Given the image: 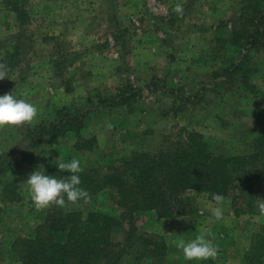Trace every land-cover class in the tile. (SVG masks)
<instances>
[{
	"label": "rangeland",
	"instance_id": "1",
	"mask_svg": "<svg viewBox=\"0 0 264 264\" xmlns=\"http://www.w3.org/2000/svg\"><path fill=\"white\" fill-rule=\"evenodd\" d=\"M239 1H30L34 15L21 36L28 50L9 78L0 80V95L11 91L34 104L38 115L30 125L0 128V178L8 174L21 193L18 201L0 197V264H16L8 252L12 241L32 233L48 208L109 209L123 218L113 189L99 191L90 201L36 210L25 180L32 171L42 170L39 166L46 175L55 176L57 162L76 158L82 169L109 170L134 150L156 152L175 144L188 129L202 133L221 153L249 149L252 136L264 129L260 115L264 50L258 52L259 69L250 77L258 87L255 92L243 88L237 94L225 92L223 86L214 87L212 74L217 65L212 58L214 26L218 19L233 17ZM176 4L183 6V15L175 14L179 19L167 26ZM4 6L0 0V53L15 40L17 29L15 17ZM124 84L133 86L129 104L97 107V93H109ZM63 105L89 109L82 133L95 136L92 146L72 148L74 133L44 136L26 146L27 128ZM107 123L112 125L110 130ZM186 194L182 213L161 216L151 209L131 217L138 233L163 240L164 254L152 255L139 242L120 264H264V215L258 209L244 210L240 197L221 195L223 201L217 204L202 190ZM213 207L222 209V219L212 216ZM201 233L208 234L206 238L218 248L217 258L185 260L174 242H187ZM252 253H260L259 259L248 263Z\"/></svg>",
	"mask_w": 264,
	"mask_h": 264
},
{
	"label": "trees",
	"instance_id": "2",
	"mask_svg": "<svg viewBox=\"0 0 264 264\" xmlns=\"http://www.w3.org/2000/svg\"><path fill=\"white\" fill-rule=\"evenodd\" d=\"M30 1L4 0L5 9L12 12L17 24L15 40L0 53V63L7 64L8 75L28 50L21 36L23 27L34 15ZM187 2L191 4V0ZM172 14L167 26L179 19L177 13ZM233 14L229 20L218 19L213 29L212 58L217 61L212 69L214 87L223 86L225 92L232 94L240 88L255 92L258 87L250 77L259 69L258 52L264 50V0H240ZM117 36L114 34V38ZM115 89L97 93V107L129 104L128 99L134 96L133 86L124 84ZM88 112L89 109L79 106L57 108L52 116L27 128L26 146L39 143L44 136L74 133L72 148H90L95 136L82 133ZM260 115L264 118V105ZM53 170L57 178L70 175L58 168ZM79 176L80 187L90 196L113 189L123 218L109 209L48 208L32 233L12 241L8 252L16 264H120L125 253L139 242L152 255L164 254L163 240L138 233L131 217L151 209L161 216L182 213L189 190H202L211 197L213 193L240 197L246 206L244 210L258 209V198L264 199V129L252 136L249 149L227 154L213 149L202 133L188 129L175 144L156 152L134 150L109 170L92 166L83 169ZM0 183L1 200L21 199L17 182L8 174L0 178ZM123 219L128 221L127 227ZM119 232L122 240L116 242ZM259 254L252 253L248 263L259 259Z\"/></svg>",
	"mask_w": 264,
	"mask_h": 264
},
{
	"label": "clouds",
	"instance_id": "3",
	"mask_svg": "<svg viewBox=\"0 0 264 264\" xmlns=\"http://www.w3.org/2000/svg\"><path fill=\"white\" fill-rule=\"evenodd\" d=\"M173 11L182 16L184 9L181 4H176L173 6ZM8 71L7 64L0 63V80L8 77ZM37 115L38 108L26 99L14 96L11 91L0 95V128L30 125L36 120ZM106 127L110 130L112 125L107 123ZM39 167L42 170L32 171L25 180L30 200L36 210H43L53 204L64 207L66 201L71 204H76L81 199L90 201L91 197L88 191L80 187L79 173L83 169L78 159L73 158L70 162L59 161L56 163V167L60 171L70 174L65 178L46 175L43 166ZM212 199L217 204L223 201V197L217 193L212 194ZM255 206L260 214L264 215V199L258 198ZM211 212L216 220L223 218V211L220 207H213ZM181 219L188 220L189 218L181 217ZM207 235L201 233L190 241L186 242L184 239H180L174 243L176 248L182 252L185 260H215L218 248L211 239L206 238Z\"/></svg>",
	"mask_w": 264,
	"mask_h": 264
}]
</instances>
